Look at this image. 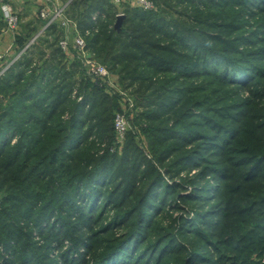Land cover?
Wrapping results in <instances>:
<instances>
[{"label":"trees","instance_id":"16d2710c","mask_svg":"<svg viewBox=\"0 0 264 264\" xmlns=\"http://www.w3.org/2000/svg\"><path fill=\"white\" fill-rule=\"evenodd\" d=\"M155 1L126 5L120 29L110 0L67 9L137 97L147 146L129 131L121 153L120 94L67 60L63 28L39 16L17 33L0 264H264V0Z\"/></svg>","mask_w":264,"mask_h":264},{"label":"built area","instance_id":"2783aa9c","mask_svg":"<svg viewBox=\"0 0 264 264\" xmlns=\"http://www.w3.org/2000/svg\"><path fill=\"white\" fill-rule=\"evenodd\" d=\"M115 6L119 7L124 5L127 0H110ZM67 4H63L58 7H51L46 4L42 6L40 11V17L45 20L44 28L53 23H58L64 30L65 35L61 39L60 44L63 50L66 52L68 58L73 57L75 54L79 58H83L85 68L89 74V76L95 81L106 82L108 85L115 91L113 87L117 88L116 79H113L111 76V72L109 67L95 58L91 52H89L87 48V42L82 32L78 28L77 22L74 20H70L67 17ZM131 5L137 6L143 9H152L154 7V3L152 0H131ZM125 14L122 9L117 12V16ZM100 14H93V20L97 21ZM6 21L11 29H16L18 24V15L17 14H8L6 17ZM21 53H19L15 58H18ZM4 58V54L0 52V63ZM13 60V61H14ZM12 61V62H13ZM11 63L6 65L4 68H0V76L5 72V70L9 67ZM118 89V88H117ZM126 99V98H125ZM123 98V100H125ZM130 100V99H129ZM131 101V100H130ZM127 102L132 105V102ZM114 127L116 132L119 135L126 134L130 129L129 119L127 118V113L124 111H120L116 113L114 119Z\"/></svg>","mask_w":264,"mask_h":264},{"label":"rangeland","instance_id":"374dc122","mask_svg":"<svg viewBox=\"0 0 264 264\" xmlns=\"http://www.w3.org/2000/svg\"><path fill=\"white\" fill-rule=\"evenodd\" d=\"M22 0H20V1H17V0H5V2H7V3H9V4H11V6H12V9L13 10H11V11H9V13H7V12H3L2 11V9H1V7H0V15L2 14V13H7V15L8 14H12V13H14V14H17L18 15V19H19V21H18V24H17V26H16V28H18V26H19V24H20V17H21V15H27L28 17L29 16H32L31 18H35V20H36V18H37V15L38 16H40V11H41V9H42V7L41 8H39V7H37L38 6V4H36V7H35V4H34V2H33V0H23V2H26L25 4H24V7H23V9H21V7L19 8L18 6L19 5H21V4H23L22 2H21ZM153 1V3H154V7L152 8V9H156L157 7L159 8V5L156 3V1L155 0H152ZM69 2L70 1H68V2H64L63 4H66V3H68L67 4V7H68V5H69ZM63 4H61V5H63ZM131 4V0H127V2L124 4V5H121V6H119V7H117V6H115L116 8H117V12H119V10L120 9H122L123 11H125V6L126 5H130ZM46 5V4H45ZM48 5H50L51 7H56V6H52L51 4H48ZM60 5V6H61ZM17 7V8H16ZM30 8H35L34 9V11H36V13L35 12H31V11H29L30 10ZM20 16V17H19ZM67 17L70 19V20H74L73 18H71L69 15H68V13H67ZM30 18V17H29ZM34 20V19H33ZM75 21V20H74ZM117 21V20H116ZM24 22H26V21H24ZM76 22V21H75ZM6 24H7V27L9 28V29H11L10 27H9V25H8V23H7V21H6ZM22 24H25V23H22ZM25 26V25H24ZM23 25L21 26L22 27V29L24 30V31H27V27L25 26L24 27ZM17 36V35H16ZM1 52V51H0ZM1 53H3V52H1ZM19 53H21V52H19V50L18 51H14L13 53H12V56L11 57H9L8 55H6L5 53H3L4 54V58H3V60H2V62L0 63V68H4L6 65H8L9 63H12V61L14 60V58L19 54ZM74 59H79L80 60V62H82V67L84 68V70L86 71V76L87 77H90L89 76V74H88V72H87V70H86V68H85V64H84V61H83V58L81 57V58H79V57H77L76 56V54L73 56V57H70V58H68V56H67V60L70 62H72V61H74ZM111 72V71H110ZM111 76L113 77V79H116V84H117V88L116 87H113L114 89H116L117 90V92L120 94V96H119V108H117V110H116V112H120V111H124L125 110V113H127V118L129 119V123H130V129H129V131L131 132H134V134H135V136H136V141H137V143L139 144V145H141V146H147V141H146V138L144 137V135L142 134V132H141V128H140V126H138L136 123H135V121H134V118H135V116H136V114L138 113V111L140 110L138 107H137V102H136V99H137V97H136V95L135 94H133L132 92H131V90H129V89H127V88H125L120 82L118 83V75H116L115 73L113 74L112 72H111ZM94 82H96L95 80H93ZM112 93H113V91H112ZM123 98L125 99V100H123ZM131 101H130V100ZM132 102V105H130V103H128L127 104V102ZM128 131V132H129ZM115 132H116V130H115ZM126 133V134H124V135H119L117 132H116V135H115V138H114V143H113V145H114V147L119 151V153H121L122 151H123V149H124V146H125V143H126V141H127V136H128V134L129 133ZM196 172H197V169L196 168H194V169H192L189 173H190V175H194V174H196ZM187 173V171H184V172H182V175H187L186 174ZM171 180V179H170ZM175 180H179V179H177V178H175ZM171 182H172V180H171ZM188 187H190V186H188ZM188 192V190H180V192H179V194L180 195H182V194H184V193H187ZM257 258V260L259 261L260 259L258 258V257H256ZM263 263H264V260H263ZM61 264V263H60Z\"/></svg>","mask_w":264,"mask_h":264},{"label":"crops","instance_id":"0c3cea01","mask_svg":"<svg viewBox=\"0 0 264 264\" xmlns=\"http://www.w3.org/2000/svg\"><path fill=\"white\" fill-rule=\"evenodd\" d=\"M17 1H20V0H17ZM68 1H70V0H33L35 7H36V4H38L37 7H39V8H41L45 4H51L52 6L58 7L61 4H63L64 2H68ZM21 2L23 4L19 5L18 7L19 8L21 7V9H23L24 4L26 2H23V0ZM0 7H1L3 12H7V13H9V11L13 10L11 4L5 2V0H0ZM34 9L35 8H30L29 11L36 13V11H34ZM7 13L6 14L2 13L0 15V51L5 53L9 57H11L12 53L14 51H18V44L16 42V35L19 31L23 30L21 26L22 25L27 26L35 18L34 17L31 18L32 16H29L30 17L29 18L27 15H21V17L19 16L21 22H20L18 28L9 29L7 27V24H6ZM37 17H39V16L37 15ZM24 21H26V22H24ZM22 23H25V24H22Z\"/></svg>","mask_w":264,"mask_h":264},{"label":"water","instance_id":"95a60500","mask_svg":"<svg viewBox=\"0 0 264 264\" xmlns=\"http://www.w3.org/2000/svg\"><path fill=\"white\" fill-rule=\"evenodd\" d=\"M124 17H125V14L119 15V16L117 17V21H116V23H115V27H116L117 29H120V28H121V25H122V22H123Z\"/></svg>","mask_w":264,"mask_h":264}]
</instances>
